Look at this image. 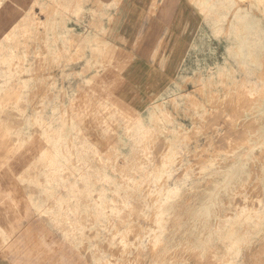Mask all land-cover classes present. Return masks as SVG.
<instances>
[{"label": "rangeland", "instance_id": "rangeland-1", "mask_svg": "<svg viewBox=\"0 0 264 264\" xmlns=\"http://www.w3.org/2000/svg\"><path fill=\"white\" fill-rule=\"evenodd\" d=\"M194 1L0 0V264H264V0Z\"/></svg>", "mask_w": 264, "mask_h": 264}, {"label": "crops", "instance_id": "crops-1", "mask_svg": "<svg viewBox=\"0 0 264 264\" xmlns=\"http://www.w3.org/2000/svg\"><path fill=\"white\" fill-rule=\"evenodd\" d=\"M170 17L175 14V38L181 44H189L194 40L201 28V18L199 16L192 17L187 15L181 9H178L177 2L171 6L169 12ZM168 14L160 16V24L156 28L152 27L145 33L138 50L137 56L143 60H149V58L156 54L157 46L161 44L162 40H167V20ZM164 23L165 26H164ZM181 23V24H180ZM166 29V31H165Z\"/></svg>", "mask_w": 264, "mask_h": 264}, {"label": "bare ground", "instance_id": "bare-ground-1", "mask_svg": "<svg viewBox=\"0 0 264 264\" xmlns=\"http://www.w3.org/2000/svg\"><path fill=\"white\" fill-rule=\"evenodd\" d=\"M194 3H195V8L198 9V10L201 9L200 7H203V6H204V2H202V1L195 0ZM95 7H96V6H95ZM200 11H201V10H200ZM240 51L242 52V49H240ZM149 68H150V67H149ZM248 90H249V89H248ZM251 90H252V92H255V89H251ZM40 92H41V91H40ZM40 92H39V93H40ZM246 93H249V92H246ZM250 93H251V92H250ZM240 94H242V93H240ZM252 94H253V93H252ZM245 95H246V94H245V92H244V96H245ZM239 96H240V95H239ZM247 97H248V96H247ZM247 97L245 96L246 99H249V98H247ZM242 98H244V97H242ZM242 98L240 99V101L242 100ZM252 98H253V97H252ZM252 98H250V99H252ZM246 99H245V100H246ZM254 99L256 100V97H255ZM250 101H251V100H249V102H248V100H247V102H248V103H251V104H252V102H255V101H253V100H252L251 102H250ZM243 102H244V101H243ZM243 102H242V103H243ZM235 103H236V102H235ZM239 103H240V102H239ZM244 103H246V101H245ZM214 104H215V103H213V105H214ZM249 105H250V104H249ZM249 105L247 104V106H249ZM245 106H246V105H245ZM247 106H246V107H247ZM219 107H220V106H219ZM226 107H227V106H226ZM239 109H240V108H239ZM247 109H248V107H247ZM247 109H245V110H247ZM246 112H247V111H246ZM210 117H211V115H210ZM217 117H218V115H217ZM234 117H235V116H234ZM212 118H213V117H212ZM215 118H216V117H215ZM218 118H219V117H218ZM230 118H231V117H230ZM209 120H210V119H209ZM215 120H216V119H215ZM213 121H214V120H213ZM217 121H218V120H217ZM210 122H211V120H210ZM221 123H222V122H221ZM209 124H210V123H209ZM211 124H212V123H211ZM229 124H230V123H229ZM208 131H209V130H208ZM230 132H231V131H230ZM230 132H229V133H230ZM193 133H194V132H193ZM241 133H242V132H241ZM194 135H195V134H194ZM233 135H234V134H233ZM238 136H239V135H238ZM243 136H244V135H243ZM225 138H226V137H225ZM231 138H232V137H231ZM237 138H238V137H237ZM242 138H243V137H242ZM223 139H224V138H223ZM223 139H222V140H223ZM238 139H239V138H238ZM219 140H221V139H219ZM224 140H225V139H224ZM232 140H234V139H232ZM239 140H240V139H239ZM237 141H238V140H237ZM240 141H242V140H240ZM219 142H220V141H218V143H219ZM221 142H222V141H221ZM234 142H235V140H234ZM243 142H245V140H244ZM107 143H108V142H107ZM232 143H233V142H232ZM236 143H237V142H236ZM241 143H242V142H241ZM215 144H216V143H215ZM233 144H234V143H233ZM224 145H225V144H224ZM243 145H244V144H243ZM222 147H223V146H222ZM224 148H225V147H224ZM224 148H223V149H224ZM224 151H225V150H224ZM156 164H157V163H156ZM156 192H157V191H156ZM29 193H30V192H29ZM259 197H260V196H259ZM10 199H11V198H10ZM42 200H43V199H42ZM11 201H12V200H11ZM12 203H14V202H12ZM11 206H12V205H11ZM11 206H10V207H11ZM254 206H255V205H254ZM13 207H14V206H13ZM13 207H12V208H13ZM26 214H27V213H26ZM26 216H27V215H26ZM28 216H29V215H28ZM22 217H23V216H22ZM26 218H27V217H26ZM150 224H151V223H150ZM25 235H26V234H25ZM152 248H153V247H152ZM151 253H153V252H151Z\"/></svg>", "mask_w": 264, "mask_h": 264}]
</instances>
